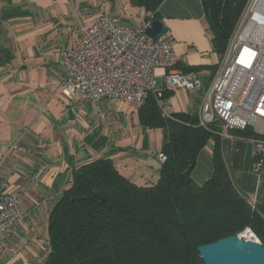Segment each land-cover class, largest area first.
Returning a JSON list of instances; mask_svg holds the SVG:
<instances>
[{"label":"crops","instance_id":"0c3cea01","mask_svg":"<svg viewBox=\"0 0 264 264\" xmlns=\"http://www.w3.org/2000/svg\"><path fill=\"white\" fill-rule=\"evenodd\" d=\"M159 12L168 28L165 37L174 44L173 66H197L202 85L155 97L173 115L198 116L222 58L206 28L202 1L164 0ZM104 13L136 28L150 22L148 12L130 0H0V183L17 193L22 211L8 233L0 264H44L50 251L51 210L80 164L109 157L137 183L158 177L162 129L158 147L150 128H139L127 118L128 132L114 137V127L99 119L101 108L126 102H92L81 93L68 98L61 92L65 71L58 63L60 51L79 46L82 27ZM158 79L162 86L163 78ZM220 136L235 186L264 217V151L257 168L254 139L230 132ZM215 145L212 136L197 157L193 177L200 184L214 173Z\"/></svg>","mask_w":264,"mask_h":264},{"label":"trees","instance_id":"16d2710c","mask_svg":"<svg viewBox=\"0 0 264 264\" xmlns=\"http://www.w3.org/2000/svg\"><path fill=\"white\" fill-rule=\"evenodd\" d=\"M130 1L152 14L147 22L161 20L164 0ZM201 1L213 47L222 57L248 0ZM139 115L142 124L163 130L161 152L167 159L157 179L137 183L109 157L77 166L51 210L44 264H205L198 246L247 228L264 245V217L237 189L224 161L222 125L204 128L188 113L165 116L153 94L142 102ZM229 132L263 138L251 127ZM212 136L214 173L200 184L193 170ZM261 155L255 154L257 168Z\"/></svg>","mask_w":264,"mask_h":264},{"label":"built area","instance_id":"2783aa9c","mask_svg":"<svg viewBox=\"0 0 264 264\" xmlns=\"http://www.w3.org/2000/svg\"><path fill=\"white\" fill-rule=\"evenodd\" d=\"M146 27L136 28L107 13L83 26L81 44L60 51L62 94L72 98L81 93L92 102H143L152 94L160 98L164 91L199 89L202 77L197 71L173 66V41L165 35L154 40ZM158 77L163 78L162 86ZM214 123L222 125L224 134L251 127L263 137L254 139L257 151H264V0L247 1L200 104L198 124L208 129ZM166 159L160 152L159 160ZM21 218L17 193L0 183V257L9 231ZM239 236L258 239L250 228Z\"/></svg>","mask_w":264,"mask_h":264},{"label":"water","instance_id":"95a60500","mask_svg":"<svg viewBox=\"0 0 264 264\" xmlns=\"http://www.w3.org/2000/svg\"><path fill=\"white\" fill-rule=\"evenodd\" d=\"M168 32L162 20L150 21L146 33L154 40ZM205 264H264V245L256 238L231 235L198 246Z\"/></svg>","mask_w":264,"mask_h":264},{"label":"rangeland","instance_id":"374dc122","mask_svg":"<svg viewBox=\"0 0 264 264\" xmlns=\"http://www.w3.org/2000/svg\"><path fill=\"white\" fill-rule=\"evenodd\" d=\"M161 83V80L158 79V84ZM126 103H121L117 106V107H112L111 104L107 105V108L104 105V108H101V114H100V121L105 125V127H110L113 126L114 127V131H113V135L114 137H117L120 133L123 135L125 132H128V128L126 126L125 123V119L127 118L129 121L132 120L134 121V123L136 124V126H138L139 128L143 126L147 127L148 129H151V136L154 138V143L156 144V146L158 147L159 144L161 143V128L158 127H148L147 125H144L141 123L140 121V115H139V110L141 107V102H127V101H123ZM160 104V108L162 110V114L164 115V113L168 114V115H172L169 111H171V108H167L165 106V102H163L162 100L159 101ZM164 105V107H163ZM109 107L111 108V113H109ZM126 112L129 113L126 114ZM105 114V115H104ZM130 123H132L130 121ZM152 138V140H153ZM159 157V155H158ZM245 235H249V234H245ZM258 238V237H257ZM258 241H260V239L258 238Z\"/></svg>","mask_w":264,"mask_h":264},{"label":"bare ground","instance_id":"6f19581e","mask_svg":"<svg viewBox=\"0 0 264 264\" xmlns=\"http://www.w3.org/2000/svg\"><path fill=\"white\" fill-rule=\"evenodd\" d=\"M245 237H250V235H245Z\"/></svg>","mask_w":264,"mask_h":264}]
</instances>
